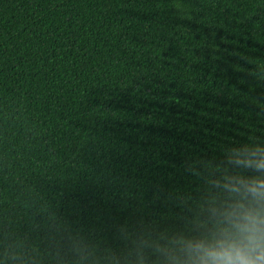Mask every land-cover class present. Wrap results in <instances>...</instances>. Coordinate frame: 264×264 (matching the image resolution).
<instances>
[{
    "label": "trees",
    "instance_id": "16d2710c",
    "mask_svg": "<svg viewBox=\"0 0 264 264\" xmlns=\"http://www.w3.org/2000/svg\"><path fill=\"white\" fill-rule=\"evenodd\" d=\"M264 149V0H0V264H165Z\"/></svg>",
    "mask_w": 264,
    "mask_h": 264
},
{
    "label": "clouds",
    "instance_id": "9594fccd",
    "mask_svg": "<svg viewBox=\"0 0 264 264\" xmlns=\"http://www.w3.org/2000/svg\"><path fill=\"white\" fill-rule=\"evenodd\" d=\"M234 156L245 171L224 185L228 201L213 210L210 227L166 251L165 264H264V149Z\"/></svg>",
    "mask_w": 264,
    "mask_h": 264
}]
</instances>
